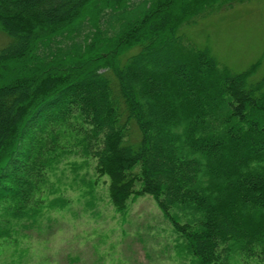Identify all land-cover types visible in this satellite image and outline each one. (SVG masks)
I'll use <instances>...</instances> for the list:
<instances>
[{
    "label": "trees",
    "instance_id": "trees-1",
    "mask_svg": "<svg viewBox=\"0 0 264 264\" xmlns=\"http://www.w3.org/2000/svg\"><path fill=\"white\" fill-rule=\"evenodd\" d=\"M233 1L0 0V204L26 213L80 119L116 211L150 195L195 264L263 247L264 77L178 34Z\"/></svg>",
    "mask_w": 264,
    "mask_h": 264
},
{
    "label": "rangeland",
    "instance_id": "rangeland-1",
    "mask_svg": "<svg viewBox=\"0 0 264 264\" xmlns=\"http://www.w3.org/2000/svg\"><path fill=\"white\" fill-rule=\"evenodd\" d=\"M178 34L207 48L232 73L258 62L249 81L264 77V0L215 6L181 24ZM7 42L0 32V47ZM71 124L26 213L14 217L7 211L12 205L1 202L0 264H195L150 195L130 198L124 211L114 209L108 177L96 176L95 160L82 147L86 125L80 119ZM138 138L133 122L129 141ZM230 264H264V246L236 254Z\"/></svg>",
    "mask_w": 264,
    "mask_h": 264
}]
</instances>
